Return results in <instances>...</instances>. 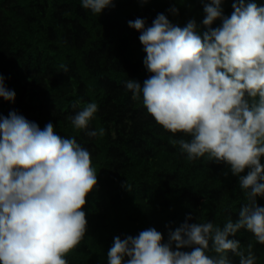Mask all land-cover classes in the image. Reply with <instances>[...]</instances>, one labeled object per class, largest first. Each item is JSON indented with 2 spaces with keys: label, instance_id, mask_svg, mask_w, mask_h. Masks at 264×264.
Masks as SVG:
<instances>
[{
  "label": "clouds",
  "instance_id": "9594fccd",
  "mask_svg": "<svg viewBox=\"0 0 264 264\" xmlns=\"http://www.w3.org/2000/svg\"><path fill=\"white\" fill-rule=\"evenodd\" d=\"M81 4L100 15L114 7V0ZM221 4H204L202 34L194 19L180 27L163 13L151 26L141 18L128 21L140 33L143 65L151 75L143 85L129 79L125 87L133 99L142 96L147 112L165 130L191 137L173 141L188 160L207 155L227 165L239 177L247 202L223 227L188 223L189 215L169 229L167 242L154 227L116 236L107 264H232L229 254L239 264H256L253 245L245 250L230 237L246 229L264 244V206L257 204V197H264V5L236 0L225 16ZM168 11L178 15L179 10ZM217 20L220 25L212 27ZM15 96L0 75V97L14 102ZM97 111L95 102L87 103L70 117L72 126L89 137L103 135V129L88 131ZM97 183L90 153L75 138L57 134L51 122L41 129L15 111L0 115V264H68L66 254L87 233L82 209Z\"/></svg>",
  "mask_w": 264,
  "mask_h": 264
},
{
  "label": "trees",
  "instance_id": "16d2710c",
  "mask_svg": "<svg viewBox=\"0 0 264 264\" xmlns=\"http://www.w3.org/2000/svg\"><path fill=\"white\" fill-rule=\"evenodd\" d=\"M208 2L114 0V7L94 15L81 0H0V75L16 93L14 102L0 97V115L15 111L41 129L51 122L57 134L75 138L89 151L97 174V186L82 209L87 233L66 254L68 264H107L114 237L136 236L150 227L167 242L169 229L175 230L189 215L193 219L188 223L223 227L229 217L238 218L247 202L239 177L227 165L211 162L207 155L188 160L173 141L191 137L165 130L147 112L142 96L133 99L125 87L129 79L143 85L151 75L143 65L140 33L128 21L141 18L151 26L163 13L180 27L194 19L202 34ZM234 2L222 0L225 16L233 12ZM254 2L264 5V0ZM173 6L178 15L168 11ZM91 102L98 111L88 131L104 130L96 137L75 129L70 120ZM257 204L264 206V197H257ZM230 238L245 250L251 243L256 264H264V244L251 232L241 229ZM229 256L232 264H239L238 257Z\"/></svg>",
  "mask_w": 264,
  "mask_h": 264
}]
</instances>
